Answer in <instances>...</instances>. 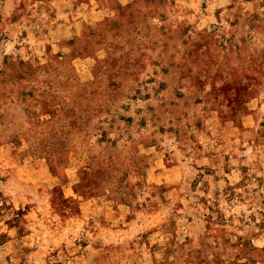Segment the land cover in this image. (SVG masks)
Masks as SVG:
<instances>
[{"label": "rangeland", "instance_id": "rangeland-1", "mask_svg": "<svg viewBox=\"0 0 264 264\" xmlns=\"http://www.w3.org/2000/svg\"><path fill=\"white\" fill-rule=\"evenodd\" d=\"M0 264H264V0H0Z\"/></svg>", "mask_w": 264, "mask_h": 264}]
</instances>
